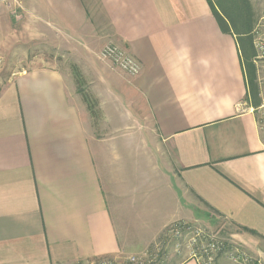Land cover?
Segmentation results:
<instances>
[{"label": "crops", "instance_id": "obj_1", "mask_svg": "<svg viewBox=\"0 0 264 264\" xmlns=\"http://www.w3.org/2000/svg\"><path fill=\"white\" fill-rule=\"evenodd\" d=\"M21 1L0 4V59L73 57L100 117L52 55L0 83V264L116 259L214 215L264 261V134L209 0ZM110 43L138 74L99 58Z\"/></svg>", "mask_w": 264, "mask_h": 264}, {"label": "rangeland", "instance_id": "obj_2", "mask_svg": "<svg viewBox=\"0 0 264 264\" xmlns=\"http://www.w3.org/2000/svg\"><path fill=\"white\" fill-rule=\"evenodd\" d=\"M211 1L217 7L218 0ZM250 2L256 20L254 28L248 36L252 40V45L248 48L244 37L240 42L246 71L249 68L248 63L255 70L256 93L250 94V103L264 134V60L255 43V31L264 22V0H250ZM217 9L222 16L225 15L221 8ZM101 51L99 58L105 60L100 56ZM25 53L15 55L10 60L0 59V83L8 78L13 71L27 69L36 58L39 59L38 63H50V55L56 58L58 65L73 72L72 67L75 65V59L66 53L38 47V45L28 46ZM39 54L47 56H38ZM111 64L116 67L112 62ZM239 232H241L239 226L231 220L217 215L198 222H177L166 228L156 242L144 252L122 255L116 259L107 258L77 262L76 264H180L190 256L197 258L200 264H264L260 257L248 252L234 241V234Z\"/></svg>", "mask_w": 264, "mask_h": 264}, {"label": "trees", "instance_id": "obj_3", "mask_svg": "<svg viewBox=\"0 0 264 264\" xmlns=\"http://www.w3.org/2000/svg\"><path fill=\"white\" fill-rule=\"evenodd\" d=\"M209 3L212 7L214 15L218 19L222 30L224 32H235L242 41V38L244 37L246 46L250 48L252 45V40L248 36L256 23L255 14L250 0H218L217 7L211 0H209ZM217 8H221L225 15L222 16ZM247 66L249 67L247 71V79L250 87V94L252 92L256 93L255 70L254 67L250 65V63H248ZM72 68L79 93L87 103L88 108L94 118L98 119L100 117L98 101L87 89L86 81L79 68L76 65H74Z\"/></svg>", "mask_w": 264, "mask_h": 264}, {"label": "built area", "instance_id": "obj_4", "mask_svg": "<svg viewBox=\"0 0 264 264\" xmlns=\"http://www.w3.org/2000/svg\"><path fill=\"white\" fill-rule=\"evenodd\" d=\"M1 3L10 6L12 9V13L17 18L22 17L21 12L24 10V6L21 0H0V4ZM255 34H256V38H255L256 47L260 52L261 58H263L264 60V22L262 23L261 27L255 31ZM100 56L105 60H110L116 67L129 74L136 75L140 72L139 62L133 56H131L126 50L113 43L107 44L102 49ZM100 259H107V258H96L92 260H100ZM92 260H88L86 262Z\"/></svg>", "mask_w": 264, "mask_h": 264}]
</instances>
